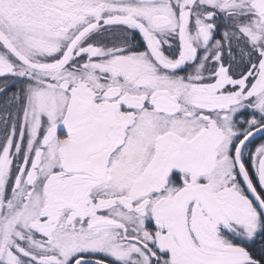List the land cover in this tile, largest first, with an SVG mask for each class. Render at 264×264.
I'll return each instance as SVG.
<instances>
[{"label": "snow or ice", "instance_id": "obj_1", "mask_svg": "<svg viewBox=\"0 0 264 264\" xmlns=\"http://www.w3.org/2000/svg\"><path fill=\"white\" fill-rule=\"evenodd\" d=\"M0 264H264V0H0Z\"/></svg>", "mask_w": 264, "mask_h": 264}]
</instances>
